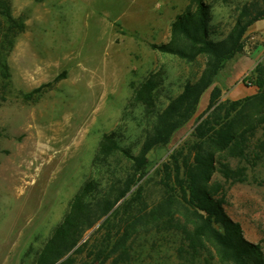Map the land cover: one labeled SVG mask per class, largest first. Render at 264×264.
<instances>
[{
	"label": "rangeland",
	"instance_id": "obj_1",
	"mask_svg": "<svg viewBox=\"0 0 264 264\" xmlns=\"http://www.w3.org/2000/svg\"><path fill=\"white\" fill-rule=\"evenodd\" d=\"M204 1L216 40L228 36L238 17L264 8V0ZM188 7L196 9L194 0H11L13 16L25 27L7 56L11 77L4 79L0 68V96H5L0 98V264H32L86 181L102 180L105 192L134 174L133 160L121 151L96 160L100 143L105 133L116 132L122 146L141 155L157 112L205 70L204 55L188 61L151 46L187 45L171 25ZM244 43L214 83L221 100L248 96L252 86L257 92L244 78L264 60V19L248 28ZM152 74L160 82L156 105L148 109L135 98L133 86ZM214 85L170 142L145 154L150 171L126 195L143 186L151 214L138 219L128 238L131 264H233L211 241L194 255L190 240L168 216L151 212L177 193L164 164L172 155L181 163L193 160V133ZM248 144L249 162L228 161L236 180H227L218 168L210 185L216 196L224 194V211L240 223L244 237L264 249V123Z\"/></svg>",
	"mask_w": 264,
	"mask_h": 264
},
{
	"label": "trees",
	"instance_id": "obj_2",
	"mask_svg": "<svg viewBox=\"0 0 264 264\" xmlns=\"http://www.w3.org/2000/svg\"><path fill=\"white\" fill-rule=\"evenodd\" d=\"M194 2L196 9L188 7L171 25L175 37L184 38L188 41L187 45L170 42L153 43L151 46L188 61L204 55L208 59L205 70L196 81L188 82L167 107L157 112L154 124L147 132L141 155L135 156L130 153V148L122 146L120 134L111 132L103 135L96 160L101 155L111 156L121 151L133 160L134 174H128L119 188L113 184L105 192H102V180L86 181L72 200L70 210L32 264H77L80 255H84L81 264H106L113 256L112 264H131L128 238L137 222L151 214L147 212L143 186L139 185L130 197L126 195L150 171L151 164L145 156L146 152L168 144L175 131L193 117L202 94L214 85L226 62L244 51V36L248 28L264 19V8L254 14L246 12L238 17L226 38L216 40L211 36L209 6L204 0ZM24 27L22 19L12 14L11 0H0V68L4 79L11 77L7 56ZM156 77V74H152L139 86H133L135 98L148 109L156 105V91L160 82ZM244 81L253 83L257 92L237 100H221V88L213 86L207 108L198 117L193 133L196 138L193 160L185 159L181 163L178 156L172 155L171 161L164 164V172L173 176L177 193L173 199L169 194V203L164 200L151 212L156 210L160 219L168 216L167 222L190 240L194 255L199 253L205 241H211L221 255L233 264H264L263 247L244 237L240 223L233 221L224 211V194L216 196L210 185L218 168L227 180H236V171L228 161H250V136L257 126L264 123V60L254 67ZM4 97L0 96L1 99ZM206 147L211 149L209 153ZM217 152L222 153L220 158L216 157ZM182 169L185 176L181 175ZM139 206L141 208L138 210ZM176 212L181 214L180 218L176 217Z\"/></svg>",
	"mask_w": 264,
	"mask_h": 264
},
{
	"label": "crops",
	"instance_id": "obj_3",
	"mask_svg": "<svg viewBox=\"0 0 264 264\" xmlns=\"http://www.w3.org/2000/svg\"><path fill=\"white\" fill-rule=\"evenodd\" d=\"M254 93H255V88H254V86H252V87L249 88V92L247 93V95H252V94H254ZM203 101H204V98L201 99L199 105H202ZM208 101H209V99H208ZM208 101H207V102H208ZM207 104H208V103H207ZM199 107H200V106H199Z\"/></svg>",
	"mask_w": 264,
	"mask_h": 264
}]
</instances>
